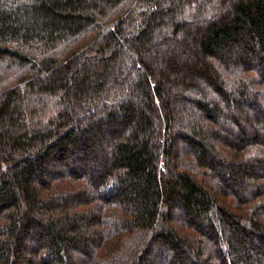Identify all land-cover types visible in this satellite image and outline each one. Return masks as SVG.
Returning a JSON list of instances; mask_svg holds the SVG:
<instances>
[{
	"label": "trees",
	"instance_id": "1",
	"mask_svg": "<svg viewBox=\"0 0 264 264\" xmlns=\"http://www.w3.org/2000/svg\"><path fill=\"white\" fill-rule=\"evenodd\" d=\"M0 264H264V0H0Z\"/></svg>",
	"mask_w": 264,
	"mask_h": 264
}]
</instances>
